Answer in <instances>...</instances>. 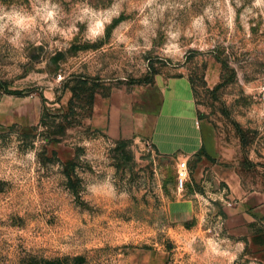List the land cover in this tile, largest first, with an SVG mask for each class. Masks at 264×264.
Returning <instances> with one entry per match:
<instances>
[{"label":"rangeland","instance_id":"rangeland-1","mask_svg":"<svg viewBox=\"0 0 264 264\" xmlns=\"http://www.w3.org/2000/svg\"><path fill=\"white\" fill-rule=\"evenodd\" d=\"M160 75L226 153L208 209L178 202L191 170L180 189L175 159L93 125ZM49 261L264 264V0H0V264Z\"/></svg>","mask_w":264,"mask_h":264},{"label":"crops","instance_id":"crops-1","mask_svg":"<svg viewBox=\"0 0 264 264\" xmlns=\"http://www.w3.org/2000/svg\"><path fill=\"white\" fill-rule=\"evenodd\" d=\"M92 122L112 138L150 143L159 154L175 159L177 168L180 160L187 159L189 171L203 191L192 189L178 202L196 204L199 210L205 204L208 209L212 170L226 153L212 124L198 115L188 76L160 75L153 83L119 89L99 98ZM190 179L191 174L188 182ZM218 194L222 199L220 191Z\"/></svg>","mask_w":264,"mask_h":264},{"label":"built area","instance_id":"built-area-1","mask_svg":"<svg viewBox=\"0 0 264 264\" xmlns=\"http://www.w3.org/2000/svg\"><path fill=\"white\" fill-rule=\"evenodd\" d=\"M190 176L188 160H180L177 168V184L180 189H184Z\"/></svg>","mask_w":264,"mask_h":264},{"label":"trees","instance_id":"trees-1","mask_svg":"<svg viewBox=\"0 0 264 264\" xmlns=\"http://www.w3.org/2000/svg\"><path fill=\"white\" fill-rule=\"evenodd\" d=\"M10 93H11V94H16V95H19V96L21 95V94H20L21 92H10ZM52 263H53V262L49 261V264H52Z\"/></svg>","mask_w":264,"mask_h":264}]
</instances>
